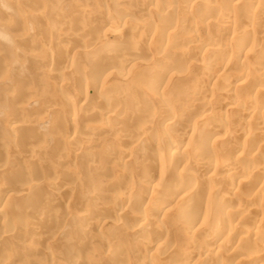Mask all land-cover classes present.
<instances>
[{
    "label": "bare ground",
    "instance_id": "bare-ground-1",
    "mask_svg": "<svg viewBox=\"0 0 264 264\" xmlns=\"http://www.w3.org/2000/svg\"><path fill=\"white\" fill-rule=\"evenodd\" d=\"M94 1L20 15L36 31L0 120V264H264V0ZM33 98L65 136L23 162Z\"/></svg>",
    "mask_w": 264,
    "mask_h": 264
},
{
    "label": "rangeland",
    "instance_id": "rangeland-1",
    "mask_svg": "<svg viewBox=\"0 0 264 264\" xmlns=\"http://www.w3.org/2000/svg\"><path fill=\"white\" fill-rule=\"evenodd\" d=\"M39 4L30 2V0H17L16 2H12L11 0H0V86L3 84L11 83V86H1L0 88V120L4 118L5 113L10 108V103L7 101L8 99H12V101L20 99L19 92H23L24 84L22 83V70H20V66L23 63V51L26 46H29L31 43L30 36L35 35V29L33 28L32 23H30L27 19L23 20L20 18V15L24 13L28 16L30 13L35 12L40 6L41 3L43 5L48 4H56L57 8L55 10L56 16H60V13L64 15L70 13L75 7L74 4L82 5L83 9L90 10L89 17L93 15L94 11L98 10V5L94 0H41L38 2ZM125 7V6H121ZM90 20V18H88ZM120 20H115V23L120 24ZM66 30V29H65ZM27 40V45L24 46L23 44ZM7 67V73H5V68ZM22 69V68H21ZM17 70V71H16ZM9 71L12 73V78L8 76ZM13 73H15L13 75ZM1 90H3L1 92ZM72 93V90H71ZM50 103L54 105L56 109H58L64 103V99L60 93L56 91H50L48 93ZM25 113L23 118H27L30 123L32 124L31 129H23L19 131L17 141L20 140L17 149L18 153L16 156H19L23 162H28L30 159H33L32 155H24L23 149L26 148L27 144L30 145L33 142V146H37V138L39 135H43L47 143L41 147L40 152L45 151L51 145L54 149L60 150L59 145L54 144V140L63 139L64 134L60 131L55 130L51 127V118L48 116L42 117L41 115H37V111L39 110V103L37 99L29 100L24 105ZM41 110V107H40ZM25 112V111H24ZM95 121H90L86 123V127L94 126ZM60 132V133H58ZM28 136H31L28 138ZM88 145L89 151H91ZM46 147V149H45ZM38 150V148H37ZM24 155V156H23ZM84 159L78 158L76 159L77 168L78 170L83 171V166L81 161ZM41 162H43L41 160ZM90 164V163H89ZM35 175H39V170L36 171ZM40 176V175H39ZM77 177L80 180L84 179L81 174ZM76 183L72 182L78 187L79 180L73 179ZM78 183V184H77ZM63 199H66L67 196L64 194L60 196ZM107 198L101 196L98 202H106L104 205L107 204ZM81 204V201L74 199L70 202L71 212L74 213L75 208ZM106 230V229H104ZM93 233H89L87 237L92 238ZM57 257V254L55 255Z\"/></svg>",
    "mask_w": 264,
    "mask_h": 264
}]
</instances>
